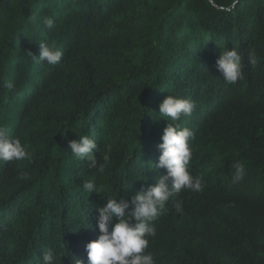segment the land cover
Wrapping results in <instances>:
<instances>
[{
    "label": "trees",
    "instance_id": "16d2710c",
    "mask_svg": "<svg viewBox=\"0 0 264 264\" xmlns=\"http://www.w3.org/2000/svg\"><path fill=\"white\" fill-rule=\"evenodd\" d=\"M214 2L228 10L208 0H0V126L29 154L0 162V264H43L49 248L56 264H87L107 195L130 199L166 173L150 167L168 95L196 104L177 123L194 132L189 171L204 187L169 199L147 251L157 264H264V0ZM39 42L61 49V62L38 63ZM224 48L242 56L244 79L231 85L215 66ZM81 134L96 140L103 171L72 157L68 141ZM236 161L245 175L234 183ZM89 179L100 194L83 191Z\"/></svg>",
    "mask_w": 264,
    "mask_h": 264
},
{
    "label": "clouds",
    "instance_id": "9594fccd",
    "mask_svg": "<svg viewBox=\"0 0 264 264\" xmlns=\"http://www.w3.org/2000/svg\"><path fill=\"white\" fill-rule=\"evenodd\" d=\"M208 3L219 11L228 10L226 4L217 6L214 0H208ZM35 19L32 18L33 22ZM39 22L47 29H51L54 25V19L48 15L41 16ZM39 46L38 57L28 52L30 56L37 58L38 63L56 65L61 62L64 53L55 44L39 42ZM249 63L251 65L257 63V58L252 54L249 55ZM215 66L225 84H235L244 79L242 56L236 48L230 50L224 48L217 57ZM5 87L12 89L14 85L11 81H6ZM158 109V116L169 123L163 129L161 142L157 145L160 150L158 161L150 168L153 170L164 168L166 173L157 175L154 184L132 194L130 199L124 197L117 199V190L113 195H107L106 203L96 208L97 238L85 245L87 264H157L154 255L147 251L149 238H155L157 235V229L152 222L162 214L166 203L173 195H178L184 189L193 192L203 190V178L193 176L189 171L192 157L189 142L194 132L192 128L182 127L177 123L182 116L192 115L196 109L195 102L190 98L168 95L159 103ZM97 147L96 140L85 134L79 135L78 139L68 141V148L73 158L85 160L88 169L103 171L104 164H99L98 159L93 155ZM104 149L103 160L107 163L112 146L106 144ZM28 157L27 148L21 140L11 136L7 126H0V162L11 163ZM232 168L233 182L241 181L245 175L244 164L236 161L232 164ZM128 186L129 184L124 188L127 189ZM82 189L87 194L101 193V189L91 179L83 182ZM174 207L177 213L182 214L183 209L178 201L174 203ZM71 259L73 264H84L75 256ZM56 261L57 254L54 249L43 251V264H56Z\"/></svg>",
    "mask_w": 264,
    "mask_h": 264
}]
</instances>
